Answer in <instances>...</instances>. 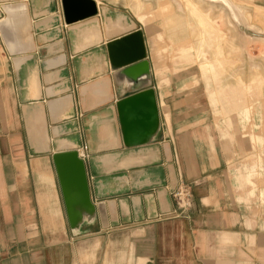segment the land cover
I'll use <instances>...</instances> for the list:
<instances>
[{"label": "crops", "instance_id": "obj_1", "mask_svg": "<svg viewBox=\"0 0 264 264\" xmlns=\"http://www.w3.org/2000/svg\"><path fill=\"white\" fill-rule=\"evenodd\" d=\"M140 18L113 0H77L72 15L64 0H0V264H264L252 167L208 97L157 74ZM148 86L161 130L129 148L116 102ZM84 146L97 210L75 232L53 153ZM182 181L188 216L171 213Z\"/></svg>", "mask_w": 264, "mask_h": 264}, {"label": "rangeland", "instance_id": "obj_2", "mask_svg": "<svg viewBox=\"0 0 264 264\" xmlns=\"http://www.w3.org/2000/svg\"><path fill=\"white\" fill-rule=\"evenodd\" d=\"M113 1L143 16L157 74L209 98L221 139L252 167L264 200V0H229L233 12L216 0Z\"/></svg>", "mask_w": 264, "mask_h": 264}, {"label": "water", "instance_id": "obj_3", "mask_svg": "<svg viewBox=\"0 0 264 264\" xmlns=\"http://www.w3.org/2000/svg\"><path fill=\"white\" fill-rule=\"evenodd\" d=\"M75 3L77 0H64L68 15L73 14ZM92 7V10L87 8L84 15L95 13V5ZM142 42V57H144L146 52L144 41L142 40ZM116 107L123 144L126 147H139L155 141L161 130V116L154 87H143L120 98L116 102ZM53 162L69 223L72 229L77 232L85 220H92L97 210V206L91 198L86 161L78 149H70L54 152Z\"/></svg>", "mask_w": 264, "mask_h": 264}, {"label": "built area", "instance_id": "obj_4", "mask_svg": "<svg viewBox=\"0 0 264 264\" xmlns=\"http://www.w3.org/2000/svg\"><path fill=\"white\" fill-rule=\"evenodd\" d=\"M78 150L83 158L87 156V146ZM171 195L175 203V208L171 213L176 216H188L194 206L193 183L182 181L171 191Z\"/></svg>", "mask_w": 264, "mask_h": 264}, {"label": "bare ground", "instance_id": "obj_5", "mask_svg": "<svg viewBox=\"0 0 264 264\" xmlns=\"http://www.w3.org/2000/svg\"><path fill=\"white\" fill-rule=\"evenodd\" d=\"M216 1H222L223 3H225L227 6H228V8H230L231 10H232V12L233 11H235L234 10V7L232 6V4H231V2L229 1V0H216ZM213 6V5H212ZM235 7L237 8V9H240V7L241 6H239V5H237V4H235ZM244 10V9H243ZM245 11V10H244ZM241 14H242V17H243V19L246 21V23L248 22V18L245 16V14H244V12L242 11L241 12ZM245 17V18H244ZM240 21V20H239ZM249 23V22H248ZM249 25L250 26H252V27H256L254 24H250L249 23ZM258 30H260V29H258Z\"/></svg>", "mask_w": 264, "mask_h": 264}]
</instances>
